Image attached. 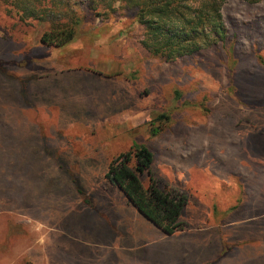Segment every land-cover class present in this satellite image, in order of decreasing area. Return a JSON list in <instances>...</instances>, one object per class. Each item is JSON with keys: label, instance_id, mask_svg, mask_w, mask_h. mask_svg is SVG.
<instances>
[{"label": "rangeland", "instance_id": "1", "mask_svg": "<svg viewBox=\"0 0 264 264\" xmlns=\"http://www.w3.org/2000/svg\"><path fill=\"white\" fill-rule=\"evenodd\" d=\"M78 10L52 47L0 0V264H264V0H224L226 40L170 62L133 10ZM137 144L183 230L114 201L107 164Z\"/></svg>", "mask_w": 264, "mask_h": 264}, {"label": "trees", "instance_id": "2", "mask_svg": "<svg viewBox=\"0 0 264 264\" xmlns=\"http://www.w3.org/2000/svg\"><path fill=\"white\" fill-rule=\"evenodd\" d=\"M19 19L43 24L40 41L52 47L75 39L82 24L78 0H1ZM95 16L118 8L133 10L142 27L140 43L150 55L170 62L227 38L222 18L224 0H81ZM255 3L261 0H245ZM159 117H167L161 114ZM157 131V127L153 128ZM153 154L144 144L121 152L107 164L104 177L117 185L133 205L165 234L184 229L181 218L186 193L177 186L159 188L152 177ZM147 173V186L141 176Z\"/></svg>", "mask_w": 264, "mask_h": 264}, {"label": "crops", "instance_id": "3", "mask_svg": "<svg viewBox=\"0 0 264 264\" xmlns=\"http://www.w3.org/2000/svg\"><path fill=\"white\" fill-rule=\"evenodd\" d=\"M109 182V181H108ZM109 184V187L111 188V189H113V192H116L115 194V196L113 197V199H115L114 201H116V202H130L131 203V201L128 199V197L126 196V194L122 191V189L120 188V187H118L117 185H114V184H112V183H108ZM98 202H100L99 200H98ZM132 204V203H131ZM133 205V204H132ZM134 206V205H133ZM135 207V206H134ZM136 208V207H135ZM137 209V208H136ZM137 211H138V209H137ZM139 212V211H138ZM143 217H145L141 212H139ZM145 219H147L146 217H145ZM148 220V219H147ZM148 221H150V220H148ZM151 222V221H150ZM154 224V223H153ZM155 225V224H154ZM156 226V225H155ZM159 228V227H158ZM178 232V231H177ZM176 233V232H175Z\"/></svg>", "mask_w": 264, "mask_h": 264}, {"label": "water", "instance_id": "4", "mask_svg": "<svg viewBox=\"0 0 264 264\" xmlns=\"http://www.w3.org/2000/svg\"><path fill=\"white\" fill-rule=\"evenodd\" d=\"M132 203V202H131ZM133 204V203H132ZM139 211V210H138ZM140 212V211H139Z\"/></svg>", "mask_w": 264, "mask_h": 264}]
</instances>
